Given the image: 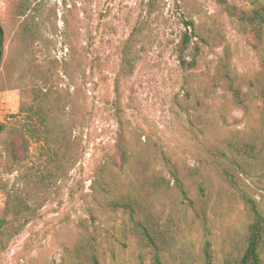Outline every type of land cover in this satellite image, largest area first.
Listing matches in <instances>:
<instances>
[{
  "label": "rangeland",
  "instance_id": "rangeland-1",
  "mask_svg": "<svg viewBox=\"0 0 264 264\" xmlns=\"http://www.w3.org/2000/svg\"><path fill=\"white\" fill-rule=\"evenodd\" d=\"M259 1L0 0V264H73L80 221L97 235L101 264H154V250L130 235L124 216L98 214L90 201L118 119L129 146L154 167L166 154L195 172L184 180L191 199L202 187L201 217L175 189L155 200L168 232L164 264H205L206 242L212 264L235 263L252 220L244 193L264 216V115L253 96L264 39L255 47L250 28L229 10ZM184 32L191 33L186 60L195 57L190 68L178 60ZM230 86L245 94V107ZM41 90L65 104L63 121H72L82 147L75 168L51 182L36 170L42 156L33 140L20 164L6 151L22 103ZM231 155L241 172L234 186L215 170Z\"/></svg>",
  "mask_w": 264,
  "mask_h": 264
},
{
  "label": "trees",
  "instance_id": "trees-1",
  "mask_svg": "<svg viewBox=\"0 0 264 264\" xmlns=\"http://www.w3.org/2000/svg\"><path fill=\"white\" fill-rule=\"evenodd\" d=\"M229 13L250 28L254 38V46L260 45L264 39V0L254 3L249 9L232 7ZM185 26L193 27L192 21H185ZM191 33L184 32L177 49L179 64L183 68L195 65V57L186 60L185 50L190 43ZM3 30L0 25V63L2 60ZM122 69L129 72L131 59L125 55ZM259 87L253 93L255 100L264 115V63ZM234 103L239 107L246 106L245 94L238 88L230 86ZM73 110V109H72ZM19 113L22 120L13 126L8 135L6 151L13 162L20 164L27 158L28 139L38 144L42 159L38 166L41 181L51 182L64 178L69 169L72 170L81 158L82 147L71 123L63 121L66 106L59 99H53L49 91H34L29 102L22 103ZM73 117V115H72ZM118 129L112 149L107 152L104 161L95 166L89 184V195L93 210L96 213L119 212L127 221L128 230L142 246L154 250L153 263L164 264L160 252L167 246V229L161 221V215L155 208V200L168 189H175L182 199L196 212L198 217L204 215L206 200L202 187L200 198L193 200L188 196L185 184L187 175L195 172L181 169L166 154H162L161 168L152 165L147 153L133 150L122 131V123L118 119ZM4 132V124L0 121V140ZM234 155L228 157L223 164L215 166L218 176L228 185H237L241 173L234 165ZM185 180V181H184ZM77 184H81L78 182ZM82 187V186H81ZM248 205L252 220L248 225L242 252L234 264H264L261 248L264 246V216L253 199L244 193L242 196ZM90 217L94 219L91 208ZM0 219V226L2 225ZM81 231L74 243L73 264H101L97 247V235L89 229V224L80 221ZM91 225V224H90ZM205 264L210 262L208 242L204 248Z\"/></svg>",
  "mask_w": 264,
  "mask_h": 264
}]
</instances>
